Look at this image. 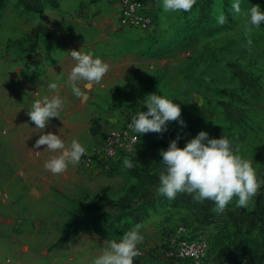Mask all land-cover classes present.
<instances>
[{"label":"rangeland","instance_id":"rangeland-1","mask_svg":"<svg viewBox=\"0 0 264 264\" xmlns=\"http://www.w3.org/2000/svg\"><path fill=\"white\" fill-rule=\"evenodd\" d=\"M114 1L118 3V0H59L57 7L44 8L58 9L65 19L82 28L91 26L95 22L91 21V15L102 8L106 35H110L120 12L121 0L118 6ZM154 2L157 25L152 35L124 29L134 34H127L120 41L117 38L103 41L96 52L91 51L110 66L103 80L90 92L93 107L83 112L75 126L56 127L60 112L59 118H51L52 127L44 130L29 127L24 121L31 98H40L39 90L25 88L17 78L42 66L39 42L50 39L53 30L36 15L17 17L12 4L6 7V16L5 11H0V72L15 78L12 80L18 108L15 116L24 122L22 127L8 126L0 108V201L4 203L0 204V248H3L0 264H92L107 241L122 236L119 229L126 220L117 218L120 208L116 204H121L126 195L133 201L140 195L135 192L136 179L130 171L137 168L145 171L143 177L149 181L154 168H163L160 150H166L178 135L182 137L179 146L183 148L200 131L208 132L212 138H220L224 133L234 140L242 156L252 160L258 180L264 181V24L252 25L246 16L253 6L264 10V0H239L240 13L232 9L234 0H196L190 12L181 13H166L160 0ZM221 15L223 23L218 19ZM8 25H18L21 31ZM7 38L11 41L9 46ZM90 43L87 36V45ZM34 46L39 53L37 64L32 63V57L36 56L32 53ZM1 84L0 103L7 109L8 100L13 97H9L8 82L5 87ZM159 90L180 105V119L187 127L170 121L163 133L139 134L131 168L124 167L109 175L95 173L82 167L81 158L78 165L54 175L44 168L52 153L42 160L23 155L24 142L33 145L43 131L55 133L59 129L56 134L70 140L77 136L75 127L80 128L81 134L88 125L91 129L95 125L101 128L108 121L105 115L117 111L124 115L121 120H131L142 109L140 101L145 95L160 94ZM25 104L27 109L22 112L19 107ZM142 110L147 111L146 107ZM117 125L121 122L109 125L106 132ZM95 140L96 137L86 140V150ZM16 146L17 158H12L11 150ZM19 187H30V191L24 192ZM105 204L114 206L109 209ZM90 205L102 207L100 213L107 211V221L92 223L90 218L95 209ZM256 212L263 229L262 214L258 208ZM138 247L139 252L147 253L145 244ZM76 248L83 251L75 255ZM134 264L178 263L162 255L139 253Z\"/></svg>","mask_w":264,"mask_h":264},{"label":"crops","instance_id":"crops-1","mask_svg":"<svg viewBox=\"0 0 264 264\" xmlns=\"http://www.w3.org/2000/svg\"><path fill=\"white\" fill-rule=\"evenodd\" d=\"M115 2L116 1L113 3ZM117 2L118 3L115 4L118 6L120 0ZM8 4L9 6L10 4L14 6L17 17L24 16L25 18H32V15H36L40 22H46L53 30V36L50 39H44V41L39 42V50L43 58L42 66L37 70H33L24 76L17 78L18 81H20L27 89H32L33 87L39 90L40 98H36V100L42 99L45 95H53L54 93L47 88V84L52 81L57 82L60 88L59 94L64 98V107L60 110L62 113L61 118L55 121L56 127L62 128L70 125L75 126L83 112L88 108L93 107L94 102L91 101L92 98H90L91 91L88 93V97H85L84 100H82L75 97L72 94L70 87L66 85L65 82L67 81L68 74L75 63L69 52L72 50H81L86 53L88 52V48L91 49L90 51L93 50L96 52L97 49H99L100 44L103 46V41H111L113 38H117L120 41L124 38L123 36L126 37L127 34L134 33H127L124 29H120L116 23H114L112 33L110 32V35H106L107 24L103 21L106 18V15L102 14L104 10L102 8L99 11L95 10L91 15V21L95 22L91 26H88V28H82L79 24H73L72 20L65 19L62 12L58 9L44 8L47 6L46 4L35 10H27L20 0H4L3 5L0 7L2 13L5 11ZM107 5H109V3ZM94 6L97 5L94 4ZM4 15H7L6 11L4 12ZM64 21L67 24H62ZM17 26L18 25L13 27L10 26V29H18V31H21V28L19 29ZM87 36L91 38L90 46L87 45ZM6 40H8V38ZM10 43L11 41L8 40L7 45L9 46ZM0 80L3 84L8 82L7 89L9 97H13L12 100H8L7 109L0 103V108L3 111L2 113H4L3 120L10 127H22V124L24 123L22 121L23 118H16L15 116V111L18 110L15 106V85L12 82L15 78L10 73H6L5 75L0 72ZM1 83L0 85L3 86ZM34 101L35 100H32L31 98V103L29 104L31 105ZM19 108H21L20 110L22 112L26 111L27 104H25L24 107L22 106ZM123 116L124 115L118 111L113 113V115H105V118L108 121L101 125L100 134L105 133L109 125L121 121ZM24 119L29 127H36L34 122L31 120L28 121V119H30L29 117ZM49 127H52L50 122L47 128ZM75 128V135L77 136H73V139H78L84 146L87 144V139L91 137L94 138L91 134L90 125L85 127L87 129L83 130L82 134L79 131L80 128ZM54 132L59 133V129H55ZM81 137L85 138V140H83V138L81 139ZM71 140L72 139H64L66 144L70 143ZM11 143L15 145L18 144L12 141ZM27 143L28 142H24L21 149L23 150L24 157L25 154H28L30 158L36 156L42 160L49 156L50 153L47 151L39 154L33 152L43 151L46 146H41L40 149H35V142L33 145H27ZM16 148L17 146L13 147L10 157L17 158L15 155ZM140 159L143 163V159ZM162 169L163 168L160 166L154 168L149 181L145 180L143 177L145 171L143 172V170L141 171L138 168L136 169L137 171H130L132 178L136 179V183L134 184L135 192L137 194L139 192L140 195H138L136 201H133L129 198V195H126V198L121 202L123 205L118 206L120 211L119 217L117 218L123 221L126 220L123 225V231L120 232V236L132 226L139 223L142 225L141 231L143 241L141 243L147 246V253H139L152 256H155L156 254L158 256L162 255L166 260H171L169 252L173 246L172 241L176 237L181 236L179 229L183 228L186 236L207 241L210 248V258L215 261L214 264H229L234 259L242 260L247 264H261L264 253V226L262 229L259 216L256 214L259 201L254 200L252 197L247 208H239L236 206V199L233 198L223 212H216L213 211L215 205L211 200H205L198 203L193 200L192 195L187 193H178L175 199L169 200L165 196L158 194L156 191L158 188L157 182L159 173ZM16 188L18 187H15V189ZM19 188L24 192L30 191V187ZM33 191L37 192L36 189H33ZM262 195V198L264 199V193H262ZM0 204L2 206L4 205L1 201ZM94 211L95 214H104L107 212L100 213L101 209ZM0 225H2V223ZM77 234L79 235L81 233L79 232ZM0 245H2V243ZM1 249L3 248H0V251ZM73 251L76 252L75 255H78L83 249L76 248ZM62 261L66 262L65 259H61V262Z\"/></svg>","mask_w":264,"mask_h":264},{"label":"clouds","instance_id":"clouds-1","mask_svg":"<svg viewBox=\"0 0 264 264\" xmlns=\"http://www.w3.org/2000/svg\"><path fill=\"white\" fill-rule=\"evenodd\" d=\"M196 0H160L161 8L166 13L190 12ZM232 9L240 13L239 0H234ZM248 21L257 27L264 24V10L258 5L247 10ZM219 22H224L221 15ZM252 41L249 39L248 44ZM75 62L65 82L72 94L84 100L88 93L99 84L109 71V64L91 51L69 52ZM49 91L54 94L45 95L35 100L28 108L27 115L35 124L36 129L44 130L51 118H59L60 110L64 107V98L59 94L57 82L47 84ZM160 93V90H159ZM142 109L131 117L129 128L134 133L143 134L167 131L168 122L178 121L182 127H187L181 117V107L166 95L151 93L140 101ZM62 133V129H60ZM177 136L167 149L159 152L163 169L159 173L158 194L169 200L175 199L178 193L192 195L195 202L211 200L215 207L213 211L223 212L226 206L236 199V206L247 208L252 197L264 181L258 180L252 160L242 156L233 139L224 133L220 138H212L206 131L187 141L181 148ZM43 151H33L36 154L50 152L52 155L44 162L45 170L54 175L65 173L70 166H76L86 153L85 146L78 140L72 139L66 144L62 134L42 132L36 139L34 148ZM123 165L133 166L129 159H124ZM142 225L137 223L123 233L119 240L107 241V246L93 258L92 264H134L139 255L138 245L143 241Z\"/></svg>","mask_w":264,"mask_h":264},{"label":"built area","instance_id":"built-area-1","mask_svg":"<svg viewBox=\"0 0 264 264\" xmlns=\"http://www.w3.org/2000/svg\"><path fill=\"white\" fill-rule=\"evenodd\" d=\"M154 0H121L117 26L120 29H137L152 35L156 31V11ZM37 32V31H36ZM38 32H42L38 30ZM32 63L37 64L39 53L33 48ZM126 119V118H125ZM121 120V125L111 127L107 132L99 134L94 144L86 150L82 157V167L85 170L113 174L124 168V159H129L134 165L136 150L139 145V134L129 128L131 120ZM261 188V187H260ZM257 190L256 198L259 200L258 211L262 214L264 225V199L261 189ZM180 237L172 241L169 257L178 264H214L210 258V248L207 241L191 238L185 235L183 228L179 229ZM232 264H247L239 260Z\"/></svg>","mask_w":264,"mask_h":264},{"label":"trees","instance_id":"trees-1","mask_svg":"<svg viewBox=\"0 0 264 264\" xmlns=\"http://www.w3.org/2000/svg\"><path fill=\"white\" fill-rule=\"evenodd\" d=\"M21 1V3H23L24 4V6H25V9H27V10H35V9H37V8H39L40 6H42L43 7V5L44 4H46V5H50V6H53V7H57V5H58V2H59V0H20ZM3 2H4V0H0V7L3 5ZM40 33V32H39ZM36 46H34V48H35ZM33 50V49H32ZM94 124H96V122L94 121ZM101 133V128L99 127V126H96L95 125V127L93 126L92 127V129H91V134L94 136V137H97L99 134ZM133 171V170H132ZM264 185V184H263ZM263 188V190H264V186L262 187ZM121 205H123V204H116V206H121ZM93 209H95V210H98V209H101L102 207H98V206H96V205H90ZM105 206L106 207H109V208H111L112 206H114V205H112V204H105ZM80 213H81V211H80ZM107 213H104V214H95L93 217H91L90 218V220L92 221V223H99V222H101V221H103V222H105V221H107ZM138 218V217H137ZM140 219V218H139ZM89 220V221H90ZM90 221V222H91ZM120 230V232H122L123 231V228H121V229H119ZM120 234V233H119ZM264 244V243H263ZM235 261H239V259H234L231 263H229V264H232L233 262H235ZM261 264H264V253H263V257H262V262H261Z\"/></svg>","mask_w":264,"mask_h":264}]
</instances>
